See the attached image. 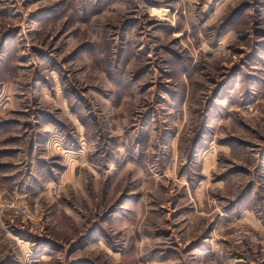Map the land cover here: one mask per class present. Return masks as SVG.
<instances>
[{"label":"rangeland","instance_id":"1","mask_svg":"<svg viewBox=\"0 0 264 264\" xmlns=\"http://www.w3.org/2000/svg\"><path fill=\"white\" fill-rule=\"evenodd\" d=\"M0 264H264V0H0Z\"/></svg>","mask_w":264,"mask_h":264}]
</instances>
